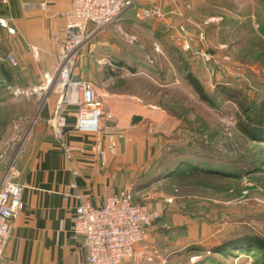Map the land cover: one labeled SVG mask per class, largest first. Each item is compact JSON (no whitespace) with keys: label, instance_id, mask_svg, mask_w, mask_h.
<instances>
[{"label":"rangeland","instance_id":"obj_1","mask_svg":"<svg viewBox=\"0 0 264 264\" xmlns=\"http://www.w3.org/2000/svg\"><path fill=\"white\" fill-rule=\"evenodd\" d=\"M156 9L163 18L141 13ZM213 17L221 21L205 27L217 69L211 79L202 64L173 44L172 34L180 23L191 30ZM263 17L264 0H136L79 54L77 62L84 69L77 64L76 73L81 76L94 62L90 56L108 49L106 38L117 52L113 59L123 61V90L137 93L179 124L165 133L167 143L155 175L159 182L150 185L151 175L128 182L139 205L165 197L153 208L159 212L158 222L167 224L166 236L183 241L169 264H264V256L253 248L224 247L248 236L264 239V139H249L239 127L264 101ZM7 52L2 44L1 56ZM187 72L197 76L214 107L199 100L184 79ZM223 84L241 91L239 105L214 93ZM4 88L0 83V106L5 104L0 159L4 152L12 156L18 146L10 139L18 130L15 116L23 111ZM37 107L34 103L33 111ZM193 168L207 173L191 172Z\"/></svg>","mask_w":264,"mask_h":264},{"label":"crops","instance_id":"obj_2","mask_svg":"<svg viewBox=\"0 0 264 264\" xmlns=\"http://www.w3.org/2000/svg\"><path fill=\"white\" fill-rule=\"evenodd\" d=\"M24 2L42 4L43 9L26 12L21 8ZM71 4L72 0H8L6 4L0 0V19L6 18L13 30L10 34L0 27V47L3 44L8 49L7 55L13 54L18 62L17 67H12L6 61L7 55L4 58L0 54V83L4 84L3 91L9 90L13 105L23 110L15 116L18 130L10 139L18 146L12 156L4 152L0 159V178L13 162L22 186V208L13 221L1 264H85L83 237L72 232L75 207L79 205L74 196L88 195L90 203L100 207L113 193L131 192L128 182L134 177L151 175L149 184L158 183L155 175L160 172L159 160L167 143L163 141L165 133L179 126L176 119L144 103L137 93L123 90V61L113 59L117 52L106 38L108 49L104 48L103 55L98 54L101 49L97 50L94 57L106 59L109 64L89 63L91 66L80 76L93 84L97 104L110 116L105 130L116 136L115 153L107 155L105 161L95 146L106 148V134L76 132L75 107L64 109L67 124L62 142L53 136L48 121L59 98L57 87L46 95L44 102L36 96L13 93L15 90L29 93L30 88L41 83L44 73L54 71L58 45L52 38L63 26ZM34 103L38 106L36 111ZM4 105L0 106V113ZM134 117L139 120L132 124ZM1 123L4 124L2 120ZM21 131L24 133L19 136ZM160 196L159 202L149 200L143 205L158 209L165 198ZM132 198L135 203L133 195ZM177 217L172 215L171 219L179 220ZM164 227L168 229L161 221L154 224L145 241L135 247L133 260L125 264H159V259L169 264L168 258L180 251L178 247L183 241L170 239Z\"/></svg>","mask_w":264,"mask_h":264},{"label":"built area","instance_id":"obj_3","mask_svg":"<svg viewBox=\"0 0 264 264\" xmlns=\"http://www.w3.org/2000/svg\"><path fill=\"white\" fill-rule=\"evenodd\" d=\"M135 1L72 0L71 9L64 16L63 26L52 38L58 45L57 64L54 71L44 73L41 83L30 88L29 93L13 91L17 96L34 94L45 100L48 92L57 87L59 98L48 121L53 136L62 142L63 130L67 124V114L64 109L77 108L74 116L76 132L106 134V148L101 149L98 144L95 146L102 161H105L107 155H114L116 136L113 132L105 130V124L110 120V116L97 104V94L93 84L80 78L76 73L77 64H80L79 68H83L82 61L77 62V60L84 45L90 44L93 38L116 21ZM2 2L6 4L8 0H2ZM21 8L31 12L42 10L43 5L24 2ZM141 13L145 17L153 15L163 18L164 15L160 9L142 10ZM219 21L221 18H209L202 24L193 25L192 31L188 28V24L180 23L174 26L172 34L173 44L188 54L191 59L202 64L207 76L211 79L215 78L217 69L209 49L205 27ZM0 27L6 28L8 33L13 34L6 18L0 19ZM129 40L132 42L134 38L131 37ZM81 56L84 57V54ZM90 57L98 66L109 64L106 59ZM6 61L12 67L18 66L13 54H8ZM19 176L20 173L12 162L0 178V264L11 239L13 221L22 208V186L17 181ZM74 187L75 185L72 184L71 188ZM74 197L79 200V205L75 207L72 232L76 236L83 237L85 264H125L132 261L135 257V247L145 241L148 230L160 217L157 210L146 205L135 204L129 190L111 194L100 207L93 206L88 195L76 194ZM159 260V264H164V260Z\"/></svg>","mask_w":264,"mask_h":264},{"label":"trees","instance_id":"obj_4","mask_svg":"<svg viewBox=\"0 0 264 264\" xmlns=\"http://www.w3.org/2000/svg\"><path fill=\"white\" fill-rule=\"evenodd\" d=\"M261 31L264 32V17L263 21L260 27ZM184 79L189 84V86L193 89V91L197 94L199 100L205 104H207L210 107H214L213 100L208 96L207 92L205 91L204 87L200 84L197 76L194 74H191V72H187L185 74ZM218 96H221L224 98V100L231 101L237 105L240 104V101L242 100L241 91L237 90L234 86H230L229 84H223L220 85L216 92ZM246 122L243 120L241 123L242 126H239L241 128L242 133L248 137L249 139H256V140H262L264 139L263 133V126H264V101L258 106V112L256 115L249 117L246 116ZM263 130V131H262ZM187 163V162H186ZM182 164H185L182 162ZM186 165V164H185ZM198 168L191 169V172H198ZM206 172L205 170H200L199 172ZM158 222V221H157ZM248 247L253 248L257 251H259L262 256H264V239L257 237V236H248L245 237V239L240 241V243H225L224 247Z\"/></svg>","mask_w":264,"mask_h":264},{"label":"water","instance_id":"obj_5","mask_svg":"<svg viewBox=\"0 0 264 264\" xmlns=\"http://www.w3.org/2000/svg\"><path fill=\"white\" fill-rule=\"evenodd\" d=\"M139 120V118L138 117H134L133 118V120H132V124H134L135 123V121H138Z\"/></svg>","mask_w":264,"mask_h":264}]
</instances>
